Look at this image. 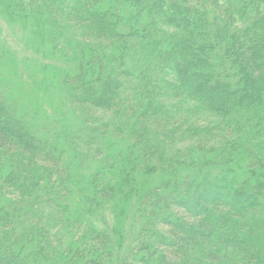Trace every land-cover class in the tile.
<instances>
[{"label": "trees", "instance_id": "obj_1", "mask_svg": "<svg viewBox=\"0 0 264 264\" xmlns=\"http://www.w3.org/2000/svg\"><path fill=\"white\" fill-rule=\"evenodd\" d=\"M14 1L75 54L69 103L114 115L85 147L111 128L138 170L164 175L137 199L139 234L121 264H264V0ZM185 116L221 124L185 128ZM53 131L0 94V264L112 255L106 230L71 218Z\"/></svg>", "mask_w": 264, "mask_h": 264}, {"label": "rangeland", "instance_id": "obj_2", "mask_svg": "<svg viewBox=\"0 0 264 264\" xmlns=\"http://www.w3.org/2000/svg\"><path fill=\"white\" fill-rule=\"evenodd\" d=\"M17 4L14 0H0V94L16 115L36 126L47 122L54 129L52 143L56 141L63 150L62 161L69 175L71 218L79 217L97 230H106L113 248L112 255L107 259L104 256L102 264H121L139 234L137 199L162 182L164 175L138 170L131 153L134 156L139 153L123 133L112 134L111 128L105 135V143L85 147L83 142L89 129H99L105 121H112L114 115L94 113V120L92 115L85 117L69 103L64 79L73 73L75 54L69 49L68 53L65 39L55 43L54 27L37 28L28 9L21 12L23 7ZM60 44L64 45L58 47ZM183 118L187 121L185 128L190 124L198 127L221 124L211 118ZM182 146L183 142L176 143L173 150ZM172 152L165 150L164 154ZM66 233L70 234L69 229ZM69 240L67 237L63 244ZM74 262L86 263L75 259Z\"/></svg>", "mask_w": 264, "mask_h": 264}]
</instances>
